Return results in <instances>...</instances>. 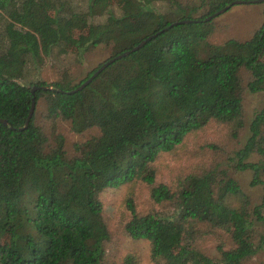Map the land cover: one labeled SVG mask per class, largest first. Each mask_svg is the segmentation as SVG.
<instances>
[{
  "label": "trees",
  "instance_id": "obj_1",
  "mask_svg": "<svg viewBox=\"0 0 264 264\" xmlns=\"http://www.w3.org/2000/svg\"><path fill=\"white\" fill-rule=\"evenodd\" d=\"M81 1L0 0V119L7 122H0V264H106L109 232L99 194L135 181L150 189L154 203L172 208L140 216L126 200L125 231L149 242L153 259L243 264L264 251V107L227 168L188 175L174 189L157 184L152 168L161 153L210 122L227 125L238 139L245 92L264 94V8L249 39L215 45L208 42L212 20L205 19L236 0ZM177 21L189 23L113 62L77 93L67 92L100 65L77 85L68 75L51 84L29 78L54 49L80 59L105 45L109 60ZM243 72L250 76L245 85ZM35 86L50 89L32 93ZM33 101L29 125L20 130ZM42 108L52 123L65 121L75 134L94 128L98 135L76 144L77 155L68 157L64 138L55 136L50 146L37 123ZM229 169L251 173L249 185L263 190L259 205ZM196 224L229 233L234 247H218L217 259L204 255L193 245ZM122 264L135 258L127 255Z\"/></svg>",
  "mask_w": 264,
  "mask_h": 264
},
{
  "label": "rangeland",
  "instance_id": "obj_2",
  "mask_svg": "<svg viewBox=\"0 0 264 264\" xmlns=\"http://www.w3.org/2000/svg\"><path fill=\"white\" fill-rule=\"evenodd\" d=\"M81 1V0H80ZM85 6V2L81 1ZM263 8L261 3L239 4L230 7L226 12L212 19L213 33L208 42L219 45L229 39L245 41L258 29L263 22ZM114 14L120 12L114 9ZM104 18H101L102 21ZM98 21V20H97ZM112 56L109 46L99 45L91 48L82 58L74 54H59L54 49L50 56L44 58L38 70L30 72L29 78L51 84L68 75L72 85L83 81L89 73ZM245 85L250 76L242 74ZM264 107V94H250L245 92L242 101V110L245 126L238 139H232L229 127L225 124L210 122L200 131L188 135L183 143L170 153H161L152 168L156 174V183L164 184L171 189L176 187L177 181L191 174H202L210 168L220 165L227 168L228 156L240 149L249 135V124L253 116ZM43 108L39 112L37 123L42 127L49 139V145H54V137L61 135L64 138V149L68 157H74V146L98 135L97 129H90L82 134L71 131L69 123L57 120L52 123L43 115ZM256 160V159H255ZM245 194L249 196L253 205L261 203L263 190L260 186L251 187L252 175L249 171H228ZM133 201L136 213L140 216L151 212H169L170 205H158L150 198V189L141 181L124 184L116 189H106L99 194L103 208V219L108 228L109 241L105 246L106 264H122L127 255L135 258V264H163L151 256V247L145 240H134L125 231V225L131 215L126 206V200ZM264 214V208H263ZM261 231L264 228H260ZM193 245L204 255L219 258L218 247L230 250L234 247L229 233L214 229L207 224L194 225ZM243 264H264V251L246 260Z\"/></svg>",
  "mask_w": 264,
  "mask_h": 264
},
{
  "label": "water",
  "instance_id": "obj_3",
  "mask_svg": "<svg viewBox=\"0 0 264 264\" xmlns=\"http://www.w3.org/2000/svg\"><path fill=\"white\" fill-rule=\"evenodd\" d=\"M263 0H248V1H244V0H236L235 2H233L232 4L230 5H227L225 6L223 9L219 10L218 12H216L215 14L211 15L210 17L206 18L205 21H209V20H212L214 19L215 17L221 15L222 13L226 12L230 7L234 6V5H239V4H256V3H261ZM186 23H189V21H177V22H173L172 24H170L168 26V28H165L153 35H150L148 37H146L144 40H142L137 46H135L134 48H132L131 50H128L120 55H117L115 56L114 58H111L109 60H107L106 62H104L102 65H100L96 70L95 72H93V74L87 78L86 80H84L79 86H77L74 90H71L69 92H67L68 94H74V93H77L79 91H81L82 89H84L86 86H88L92 80H94L103 70H105L110 64H112L113 62L115 61H118L126 56H129L131 53L133 52H136L138 51L139 49H141L144 45H146V43L150 42L152 39L156 38L158 35H160L161 33L167 31V29L169 28H172L178 24H186ZM38 89H50V88H47V87H33L31 92L34 93V91L38 90ZM34 108H35V103L34 101L32 102L31 104V108H30V111H29V114H28V117H27V120L24 124V126L22 128H20V130H24L28 127L29 125V122L33 116V113H34ZM0 122L7 126V122L5 120H1L0 119Z\"/></svg>",
  "mask_w": 264,
  "mask_h": 264
}]
</instances>
